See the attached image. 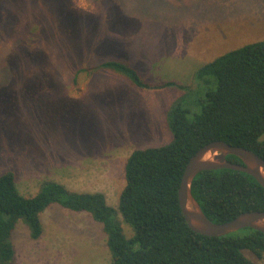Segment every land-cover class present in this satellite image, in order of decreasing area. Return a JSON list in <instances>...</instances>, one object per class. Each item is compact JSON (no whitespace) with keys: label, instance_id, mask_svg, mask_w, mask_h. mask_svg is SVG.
<instances>
[{"label":"rangeland","instance_id":"1","mask_svg":"<svg viewBox=\"0 0 264 264\" xmlns=\"http://www.w3.org/2000/svg\"><path fill=\"white\" fill-rule=\"evenodd\" d=\"M59 2H6L9 14L21 16L12 36L0 38V174L13 171L25 196L55 180L102 192L117 207L130 152L172 138L167 113L182 90L164 83L196 84L185 97L191 117L205 88L197 69L264 39V0ZM108 59L128 63L148 87L109 69L90 71ZM40 219L37 239L18 220L10 264H111L106 234L89 213L52 204Z\"/></svg>","mask_w":264,"mask_h":264},{"label":"trees","instance_id":"2","mask_svg":"<svg viewBox=\"0 0 264 264\" xmlns=\"http://www.w3.org/2000/svg\"><path fill=\"white\" fill-rule=\"evenodd\" d=\"M0 1L4 2L0 3V38H7L21 13L13 10L18 15H11L5 10L6 2L15 0ZM74 20L68 18L69 23ZM98 69H109L138 87H148L122 60H104L90 71ZM196 79L205 88H200L199 107L191 117L192 104L185 97L196 84L164 83L182 90L167 113L172 138L130 152L117 207L109 205L102 192L71 190L55 180L42 181L35 194L25 196L17 188L13 171L1 173L0 264L13 260L11 236L18 220L37 239L43 232L40 214L52 204L87 212L101 223L111 264H254L245 250L264 258L263 232L243 227L221 236L202 235L188 227L177 198L187 161L212 140L246 147L264 159V39L218 55L197 69ZM226 158L241 163L235 155ZM191 192L214 222L228 221L247 210H264V187L243 171L202 170L193 178ZM118 214L131 227L130 237L124 235Z\"/></svg>","mask_w":264,"mask_h":264},{"label":"water","instance_id":"3","mask_svg":"<svg viewBox=\"0 0 264 264\" xmlns=\"http://www.w3.org/2000/svg\"><path fill=\"white\" fill-rule=\"evenodd\" d=\"M237 156L241 163L232 162L226 155ZM229 168L243 171L264 187V159L254 151L224 140H212L199 149L187 161L177 190L178 204L190 229L207 236H221L251 227L264 233V210H247L225 222H214L202 211L191 192V183L202 170Z\"/></svg>","mask_w":264,"mask_h":264},{"label":"flooded vegetation","instance_id":"4","mask_svg":"<svg viewBox=\"0 0 264 264\" xmlns=\"http://www.w3.org/2000/svg\"><path fill=\"white\" fill-rule=\"evenodd\" d=\"M227 156V155H226Z\"/></svg>","mask_w":264,"mask_h":264}]
</instances>
